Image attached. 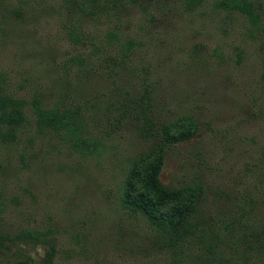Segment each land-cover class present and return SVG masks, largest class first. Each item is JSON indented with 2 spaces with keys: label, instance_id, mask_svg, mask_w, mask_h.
<instances>
[{
  "label": "rangeland",
  "instance_id": "374dc122",
  "mask_svg": "<svg viewBox=\"0 0 264 264\" xmlns=\"http://www.w3.org/2000/svg\"><path fill=\"white\" fill-rule=\"evenodd\" d=\"M216 1L189 11L181 0H142L87 21L93 37L116 28L140 44L127 62L92 61L96 67L89 63L83 74L70 59L91 47L70 41L71 19L60 0H0L4 92L79 109L84 136L100 143L83 153L35 123L21 128L15 142H0V234H40L55 245L56 264H201L200 243L174 251L145 216L121 205L130 161L153 146L131 119L145 89L153 117L197 121L198 134L168 151L161 181L167 187L202 181L198 218L226 221L240 204L249 211L250 199L264 200V0H252L260 28L216 9ZM189 130L185 119L175 132ZM154 161L140 168L142 175ZM255 208L251 215L261 218L263 206ZM26 238L0 264L40 261L48 246Z\"/></svg>",
  "mask_w": 264,
  "mask_h": 264
},
{
  "label": "trees",
  "instance_id": "16d2710c",
  "mask_svg": "<svg viewBox=\"0 0 264 264\" xmlns=\"http://www.w3.org/2000/svg\"><path fill=\"white\" fill-rule=\"evenodd\" d=\"M141 1L60 0V7L71 19L68 32L70 41L74 45H83L87 41L91 47L89 53L75 55L70 59L78 68V73L84 74V68L89 63L96 67L97 61L111 60L116 65H121L132 59L134 49L140 44L139 41L124 37L116 28L108 30L102 37H93L86 31L85 23L102 17L108 19L122 10L124 5L140 4ZM181 1L189 11L205 3V0ZM213 6L228 13H238L250 20L255 27H261L259 6L252 0H218ZM134 104L137 107V114L135 118H130L138 124L140 137L152 141L153 146L146 154L130 161L121 196L122 207L133 214L145 216L166 236L167 246L174 251L176 248H187L194 246L193 243H200L201 256L198 260L202 262L201 264L207 262L221 264L215 261L217 259L228 264H264V215L261 218L251 215L256 211L255 207L264 208V200L258 202L250 199L252 207L249 211L245 208V203L240 204L235 215L231 213V217L226 221L212 216H209V222H204L207 219L198 218L204 204L205 184L199 180L180 187H167L161 181L168 151L198 134L196 119L191 115H185L173 121L162 122L153 117L148 89L144 90ZM114 109L117 112L118 109ZM28 112L31 113L32 120ZM123 114L127 115V110L123 111ZM185 119L190 123L189 132L176 133L175 130ZM32 123H35L42 134L53 132L64 140L73 141V147L83 153H90L91 147L95 151L100 146L98 139L84 136L85 124L79 109L66 105L48 106L40 97H35L28 103L24 99L6 94L0 83V142L4 144L15 142L20 129ZM153 157L155 161L150 165L148 172L142 175L140 168ZM263 187L264 185L262 189ZM26 236L27 241L46 244L48 246L46 254L38 262L26 257L12 264H56L55 245L37 233L24 234L16 238L0 234V256L8 254ZM202 255L211 260L205 261Z\"/></svg>",
  "mask_w": 264,
  "mask_h": 264
}]
</instances>
